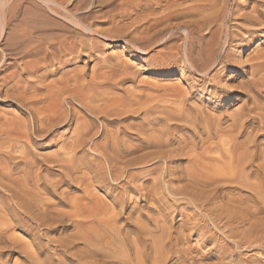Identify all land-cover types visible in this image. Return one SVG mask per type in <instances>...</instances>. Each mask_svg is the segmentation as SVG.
<instances>
[{"label": "bare ground", "instance_id": "obj_1", "mask_svg": "<svg viewBox=\"0 0 264 264\" xmlns=\"http://www.w3.org/2000/svg\"><path fill=\"white\" fill-rule=\"evenodd\" d=\"M95 1L98 2V0ZM112 3L113 0H109L108 4ZM131 4L142 7L141 10L138 7V10L142 11L144 15L137 14L136 16L142 17V20H145L144 23L148 25L147 30L150 29L147 31L144 26L140 35L145 33L142 32L143 30L147 31L146 33L151 30L154 33V29L157 31L155 30L154 34L151 33L152 37L145 33L149 36L147 46L146 43L143 46H137L136 42L128 41L131 38L126 40L127 43L137 47L141 54H145L147 49L157 42L163 41L168 34H170L168 41L182 40L184 45H176L168 58L162 54L163 57H166L162 67L164 69L172 66L177 67L178 63V68L186 76H199L201 78L199 82L203 83L202 87L203 85L214 86V98H217L221 93L231 92L227 95L228 103L242 102L241 106L231 114L219 113L214 116L213 113L211 115L201 109L202 107L198 108L199 104L191 102V92L187 94L183 90L178 92L180 90L177 89L179 95H177L178 98L175 97L178 100L175 97L171 98L175 105L170 103L172 102L170 98H168L169 101H166L174 108L178 105L177 108L174 109L170 105L173 112L165 109L164 115H160L161 118L153 119L154 109L152 106L155 104L152 105V102H155L159 97L151 98L153 101L147 96L152 101V106L146 97L149 104H143L146 102L144 100L143 103L138 104L140 108L137 109L136 103L134 107L130 106L131 103H134L130 100L131 103L127 106L140 110L136 111L131 108V112L142 113V108L145 109V105H150L152 108L148 106L147 108L153 110L152 115L149 110L150 115L144 112V123L138 124L137 128H134V124L124 126L125 122L122 125V121L119 120L117 131L110 134V131L104 129L102 134L104 144L99 143L98 139L96 142L94 137L99 133L95 134L96 131L93 129L96 124L95 120L90 119L89 121L87 117L80 116L81 114L77 108L75 109L73 103H65L64 96L70 94L71 98L77 101L91 116L103 114L104 111V114L110 119L111 117L120 119L127 114L126 112L130 108L125 106L126 111H124L125 108H122L129 102L123 104L120 101L123 105H121L122 110L115 109L119 101H116L115 104L113 99L107 100H113L114 109H108L109 102H107L108 107L103 105L107 108L102 106V108L100 107L102 110H100L97 107L102 104H96L95 98L92 100L96 105L91 102L92 100L88 101L89 104L84 103L87 100L84 99L85 96L94 93L89 88L90 93L87 89H85L87 90L85 95L80 92L82 88H78L81 85L78 80L83 75H80L82 72L80 74L78 72L76 74L79 75L78 79L77 76L72 78L71 75L76 73L75 69H69L75 70L73 74L71 71L67 73L70 74V76L68 74L69 78L76 80L71 78L64 80L66 75L63 79L59 78L60 81L57 82L53 78L54 83H51L50 79L49 83L52 85L46 83V76L49 75L48 67L71 64L77 59L75 54L78 55V48H85L89 45L85 43L89 34L100 36L108 41L114 39L116 41V37L108 36L110 33H106V29L102 30L98 25L95 27V24L99 22L96 21L98 15L96 14V16L93 12V1L87 8H84L78 0H0V95L5 96L3 99L19 103L18 106L25 109L31 116L24 118L23 115H13L9 119L0 117V262L5 257L4 264H10L14 255L25 258V263L18 262V258H16L15 262L12 261L13 264H200L202 262L196 260V256L194 257L192 254L195 249H191V238L197 237L201 245L212 243L216 249L214 251L224 255L227 249L230 250L231 247L233 249V244L231 246L230 243H235L234 246L238 248L242 244L257 243V246L258 242L264 240V215H262L264 213V46L262 45L261 49L256 50L253 56L251 55V59L246 61L247 64L242 65L246 69H244L245 77L241 76L242 80L236 91L232 90V86H230L231 89L225 84L221 87L222 83L218 81V78L224 80L223 76H219V71H224L230 66H237L238 61L232 52L235 45L249 46L257 39L264 42V0H238L234 6L231 5V0H177V2L174 0H123L118 5L119 16L127 19L125 17L129 15L127 11L131 9ZM162 7H164V11L161 9ZM110 8L113 7L110 6ZM106 10L109 11V9ZM157 10L163 12L157 14ZM113 11L111 10V12ZM103 14L101 16L105 17L106 15ZM98 18L100 19V16ZM183 18H187L188 21H179ZM103 19L108 21L109 18ZM128 19H131V16ZM135 19L137 20L132 19L131 21H138V18ZM171 21L179 23L170 24ZM115 22L116 28L123 24L122 22L117 25L118 19L112 23ZM132 22H129L127 26ZM138 23L137 26L143 22ZM110 26L112 25L110 24ZM115 26L113 27L115 28ZM129 26L131 27V25ZM132 26L134 28L135 25L132 24ZM161 26L164 27L159 29ZM119 27L115 28L116 32ZM131 28L127 29L130 31ZM107 30L110 32L111 29ZM115 31L112 33H116ZM123 31L119 34L124 33ZM138 31L137 34L140 33ZM125 33L127 35L129 32ZM130 36L132 37V35ZM134 36L139 35L135 34ZM134 39L136 40V38ZM144 39L142 38V40ZM89 43L91 44V42ZM161 44L164 43L161 42ZM157 46L160 45L157 44ZM87 53L89 54V51ZM67 56L68 58H66ZM28 58H31L32 61L26 60L22 65L19 63L20 60ZM158 65L160 67L161 64L158 63ZM63 70L60 69L61 72ZM60 71L59 73H61ZM119 71L121 72V70ZM65 74L66 72H63V75ZM104 74L100 75L101 77L97 78V81L104 78ZM113 75L108 78L113 79ZM119 75L127 77L126 71ZM30 76H36L35 81L32 77V80L29 79ZM107 76L104 79L107 80ZM92 78L96 79V77ZM116 78L115 82L118 80L117 84H121L120 79ZM112 79L107 80L106 83L108 84ZM79 81H82V78ZM112 82L114 83V81ZM82 83L84 84V82ZM107 84L105 85L108 86ZM193 84L195 85H192V92L200 86L197 82ZM99 86L97 87L99 88ZM116 86L118 87L115 83ZM101 89L103 88L100 87L98 91L100 92ZM103 90L105 91V88ZM125 91L127 94L131 93V91ZM116 93L118 94V92ZM173 93L174 91H172V95L178 94ZM169 94L165 93L166 97H169ZM108 95L107 93L105 96L108 98L117 97V95ZM134 95L132 92L133 99L140 97L137 94L133 97ZM97 96L95 94L94 97ZM87 97L88 100L91 98ZM118 97L117 100H119ZM124 97L125 95L121 99L126 100L127 96ZM166 97L164 98L167 99ZM66 98V101L70 100L68 97ZM128 98L131 99L130 96ZM162 100L159 103L164 102V107H168V104ZM142 104L144 107H141ZM131 112L128 113L131 114ZM159 112L161 114L164 109L163 111L160 109ZM105 121L112 122V120ZM74 124L73 142L67 143V145L61 144L62 146L59 144L60 152H54L57 154L55 158L51 156L53 160L49 159L50 156L48 158L43 155L49 160V163L52 162L60 168L58 169L60 173L52 179L50 176L52 174L51 167L42 169L41 162L35 157H31L33 153L30 154V149L33 150V148H30L32 146L30 144L34 142L36 144L39 142L40 144L44 142L57 143L56 138L61 135L60 129L64 127L72 129ZM131 130H135V133L130 132ZM134 137L136 144L131 141V138ZM62 142L67 141L62 139ZM89 145H92L90 151L93 152L91 153L98 154L96 161H99V164L97 162L93 165L76 160V155L79 153L77 151ZM38 147L40 148V146ZM40 156L42 157V155ZM39 159L44 160L43 157H39ZM52 163L49 166H52ZM179 163H186V166L184 168L173 167ZM131 168H140L146 173L161 172L156 174L158 177L160 175L159 178L155 177L158 180L154 178L151 180L155 182L154 189L151 190L152 186L149 188L150 184H147L149 189H139L141 187L139 183L140 187H135L138 185L134 186L133 171H129ZM44 172L45 174H43ZM123 182L125 183L123 184ZM161 183L164 184V187ZM60 186H67L71 190H80L82 195H77L75 192L74 196L68 191L65 192L67 188L61 192ZM94 186L106 191L112 198V203L107 204L108 200L104 199L105 203L100 200L99 191L95 195L96 187L94 188L96 192L92 190ZM161 188L165 191L159 192ZM119 189L121 191L117 192L118 194L116 193L115 196L110 193V190L114 192ZM129 192L140 196L138 198L146 203L145 206L143 205L146 211L141 208L138 212L136 211L139 208L138 201V205L136 203L132 205V211L128 210V206L132 204L131 199L126 197ZM245 192L250 194L245 196ZM174 196L175 198L180 197L184 201V203L181 202L184 205L183 209L178 212L182 222L179 226L174 224L175 221L173 217L171 218L172 210H176L172 206L174 203L170 202V209L164 208V204L169 202V197L174 198ZM190 209L192 212L187 211ZM135 211L138 213L136 217H134L137 214ZM127 213L129 215L125 217ZM176 214L177 211L174 212V215ZM34 225L36 228L33 227ZM15 229H24L32 239L30 242L27 240L29 245H25L26 242L21 243L25 240L20 241L21 237L15 236L16 233L13 232ZM53 232L63 234V236L58 235L61 238L56 236V238L58 237L56 240L52 236V240L49 242L54 244V248L48 249L49 245L47 243L43 245L42 239L49 238L48 235ZM234 239L238 241L234 242ZM226 240H230V242ZM44 242L46 241L44 240ZM200 244L195 245L199 247ZM245 248L240 249L244 251ZM199 251L201 253V250ZM233 251L235 252V250ZM203 255L201 254V256ZM227 256L229 255L227 254ZM240 257L242 258V256ZM221 258L224 259L222 255ZM230 258L229 260L225 259L228 262L231 260ZM251 258L253 259L252 256ZM175 259V263H172ZM217 261L220 262L221 259ZM223 261L221 264H228ZM231 263L235 264L233 261ZM245 264L247 263L245 262Z\"/></svg>", "mask_w": 264, "mask_h": 264}, {"label": "rangeland", "instance_id": "obj_2", "mask_svg": "<svg viewBox=\"0 0 264 264\" xmlns=\"http://www.w3.org/2000/svg\"><path fill=\"white\" fill-rule=\"evenodd\" d=\"M79 1V3L81 4V6L83 7L84 6V8H87V6L88 5H90V3H92V1H93V3H94V5H93V12H94V14L96 15H98V16H100V19L98 18V16L96 17L97 19H96V21L97 22H99V23H97V24H95V27L98 25V27L99 28H101L102 30L104 29H106V33H110L108 36H114V37H116V41H115V39L114 40H106V39H103L102 37H100V36H93L92 34H89L87 37H86V40H85V43H87V44H89V45H87L85 48H78L79 50L77 51V52H79L78 53V55H76L75 54V58H77V59H75L71 64H67V65H57L56 67L54 66H52V67H48V69H47V71H48V74L49 75H47L46 77H47V81H46V83L48 82L49 83V80H50V82L52 83L54 80H52L53 78L56 80V82L59 80V78H62L63 79V77L65 78L66 77V75H67V77L64 79V80H70V78L72 77H74V76H77L76 74L79 72V74H80V72H82V74H80V75H83L82 77H80V79L79 80H81V78H82V81H79L78 80V82H81L80 84L82 85H80V86H78V88H82L81 90H80V92L82 93H84V95H85V91H87L88 90V92H89V89L94 93V94H87V96H89V100H88V97L87 96H85V98L84 99H87V100H85V101H87V102H85L84 101V103H88V101L90 102L92 99H94V102H96V104H102V105H99V107H97V108H99L100 110H102L101 108H102V106L103 105H106V103L107 102H109L108 104V106L110 107H108L107 105V107H108V109H114L113 108V100L115 101V104H116V101H119V104H116L117 106L119 105V107H117L116 106V108L115 109H120V110H122V109H124L125 108V106H126V108L128 107L127 106V104H130L132 101L134 102L133 104L131 103L130 104V106H132L133 105V107H134V104L136 103L137 105H135L136 106V109L140 106V105H138V104H141V103H143L144 102V100L146 101V97L148 96L150 99L151 98H156V97H159V98H162V99H164V100H162V99H160L159 100V98L158 99H156V101L155 102H152V101H150V99L147 97V100L149 99V101H150V105H151V102L153 103L152 105H156V103H157V105L155 106H152L153 107V109H154V112L159 108V110L161 109V111H163V109H164V112H161V114H160V112H159V110H157L158 112L155 114L154 112H152L153 110L151 109V110H149L150 108H152L150 105L148 106V105H145L146 106V110L144 109V108H142V110H141V112L142 113H140V112H137L136 113V111H140V110H136V109H134V108H132V109H134V110H136L135 112H131L132 110H131V108H130V106L128 107V108H130V110H127L126 108H125V110L124 111H128V112H131V114H129L128 112H126L127 114H125L124 116H122V117H120V119L119 118H115L114 117V119H112L113 117H111V119L108 117V116H106L104 113V111H103V114L101 113V114H97V115H92L91 116V114H89L87 111H85V109L83 108V107H81V105L77 102V101H75L73 98H71V96H70V94L68 95V94H66V96H64V98L67 100V98L66 97H68V99H70L69 101H71V102H69V101H66L65 100V103H73V105H74V107H75V109L77 108V111H79V113L81 114L80 116H84V118L85 117H87V119L90 121V119L92 120H95V125H94V128L93 129H95V134H97V133H99L97 136H95L96 137V139H95V137H94V141H96L97 139H98V142L99 143H102V144H104L105 143V141H103L102 140V134L104 133V129H106L107 131H110V134L112 133V132H115V131H117L118 130V128H119V126H117V124H118V121L119 120H121L122 122V125H124L123 123L125 122V125L124 126H132L133 124V126H134V128H137V126H139V125H142L143 123H144V112L145 113H148L149 114V112H148V110L150 111V114H151V112H152V114H154L152 117H154L153 119H155V118H161V116L162 115H164V113H165V109H167L166 111H168V110H172L171 112H173V106H172V104L173 105H175L174 104V100H172L171 98H174L175 96L177 97V95H179V93L178 92H181V90H183V91H185L187 94L189 93L190 94V92L192 93L191 94V96H192V99H191V102L193 103L194 102V104H199V105H201V106H199V105H197V107L199 108V107H202L201 109H204L205 111H207L209 114H211V115H213L214 114V116H215V114L216 115H218L219 113H229V114H231L233 111H235L236 109H238L240 106H241V103L242 102H237V103H233V104H231V103H228V96L227 95H229V94H231V92H227V93H221V94H219V96L217 97V98H214V96H213V93H214V91H215V87L214 86H212V85H207V86H204L203 85V87H204V89H203V87H202V82H199V79H201L199 76H192V75H185V74H183L181 71L182 70H180L179 68H178V63L176 64L177 65V67L176 66H172V67H168V68H163L162 67V65L164 64V59H166V57L168 58V55L170 54L171 55V52L173 51V48L176 46V45H184V43L182 42V40H180V41H168L167 39H168V37L170 36V34H168V35H166L165 36V38L163 39V41L161 40L160 42H157L156 44H154L153 46H151L149 49H147L148 51H146V53H148V54H141V52L138 50V48L137 47H134L132 44H130V43H127L126 42V40H128L129 38H131V39H129L128 41H133V42H136L137 43V46L138 45H142L143 46V44L144 43H146L145 45L147 46L149 43H148V39H149V36H153V35H151V33H153V31L151 30V32H149V33H146L147 31H150V29H148L147 30V26L148 25H146V23H144V19L142 20V17L140 18V17H137L136 15L138 14H142V15H144V13L142 12V11H140L141 10V8L142 7H140V5H135V4H131L132 6L130 7L129 5H127V7H130L129 9V11H130V13H129V11H127L128 12V16H126L125 18H129L130 16H131V19H128V21H127V19H124V17H122V16H119V14L118 13H120L119 12V9H118V5L123 1H121L120 2V0L118 1V0H113V3L111 4V5H109L108 3H109V0H98V2L97 1H95V0H78ZM131 1H134V0H131ZM136 1V0H135ZM175 2H177V0H174ZM238 0H231V5H235V2H237ZM89 2V3H88ZM101 2V3H100ZM119 2V3H118ZM97 3V4H96ZM99 4H102L103 5V7H102V5H99ZM117 6H116V5ZM113 5H115V6H113ZM135 5V6H134ZM110 6L111 7H113V8H110ZM126 7V8H127ZM134 7V9L136 8L137 10H134V9H132ZM138 7H140V10H138ZM116 8H117V11H115L116 10ZM164 7H162L161 9H163ZM106 9H109V11H107ZM128 9V8H127ZM111 10L113 11V12H111ZM131 10H132V12L133 13H135L134 15H133V13L131 14ZM105 11H107V12H105ZM140 11V12H139ZM163 11H164V9H163ZM162 10L161 11H158L157 10V14H158V12H159V14H160V12H163ZM111 12V13H110ZM118 12V13H117ZM126 12V13H127ZM104 13V14H103ZM105 13H109V14H105ZM125 13V14H126ZM106 15L105 17H102L101 15ZM111 14V15H110ZM115 14V15H114ZM131 14V15H130ZM118 15V16H117ZM139 15V16H140ZM115 16H117V17H115ZM109 18V19H107V18ZM114 17V18H113ZM138 18V21H134V20H137V19H135V18ZM103 18H105V19H107L108 21H106V20H104ZM123 18V19H122ZM116 19H118V24L117 25H119L120 23L122 24V22H123V24H122V26L121 25H119V26H121V27H123L122 29H120L121 27H119V26H117V28L119 27V29H118V31L116 32L115 31V28H116V22L115 23H112V22H114V20H116ZM120 19H122V20H120ZM132 19H134L133 20V22L131 21ZM140 19V20H139ZM111 20V21H110ZM113 20V21H112ZM126 22H125V21ZM142 20V21H141ZM143 22V23H141V22ZM179 21H188V19L187 18H183L182 20H179ZM111 22V23H110ZM126 24H125V23ZM131 23L132 22V24L133 25H135L134 26V28H133V26H132V24H129V25H131V27L129 26H127V24L128 23ZM141 23L140 25H138L137 26V23ZM173 22H175V21H171L170 22V24H172ZM138 23V24H139ZM175 23H179L178 21H176ZM110 24L112 25V26H110ZM125 24V26H123ZM144 24V25H143ZM113 26H115V28L113 27ZM144 26H145V30H147V31H145V30H143L142 32H145L146 34H148L149 36H147L145 33H143V35H140V34H142L141 33V30L142 29H144ZM97 27V29H99ZM124 27H125V29H124ZM131 28L132 30H130L129 31V29H127V28ZM136 27V28H135ZM140 27V29H138ZM162 27H164V26H161L159 29H162ZM111 29L110 30V32H107L108 30L107 29ZM114 28V29H113ZM116 28V29H117ZM139 30L140 31V33H136L137 32V30ZM225 29H226V27H225ZM120 30H124L123 32L124 33H121V34H119L120 32H122V31H120ZM126 30H128V31H126ZM155 30L156 29H154V33H155ZM112 31H115L116 33H112ZM131 31H132V34H131ZM134 31V32H133ZM138 31V32H139ZM157 31V30H156ZM237 31V30H236ZM125 32H129V33H127V35H126V33ZM133 33H134V35L136 34V35H139V36H134L133 35ZM153 33V34H154ZM111 34H114V35H111ZM116 34V35H115ZM119 34V35H118ZM126 36V37H122V36H124V35ZM144 34H145V37H144ZM117 35H118V37H117ZM122 35V36H121ZM130 35H132V37L130 36ZM143 36V37H142ZM89 37H91V38H89ZM148 37V38H147ZM150 37V38H151ZM134 38H136V40L134 39ZM142 38L144 39V38H146L147 40H142ZM93 39V40H92ZM121 39V40H120ZM123 39V40H122ZM141 40V41H140ZM165 40V41H164ZM89 42H91V44L89 43ZM153 42V41H152ZM161 42L162 43H164V44H161ZM93 43V44H92ZM142 43V44H141ZM148 43V44H147ZM157 44H159L160 46H157ZM264 46V42L263 41H260V40H254L253 41V43L252 44H250L249 46H241V45H235V47H233V49H232V52L234 53V56H235V58H236V60L238 61V63H237V66L236 67H233V66H230L229 68H227V69H225L224 71L222 70V71H219L220 72V77H222L223 76V78H224V80L223 79H219L218 78V81H219V83H222L221 84V87H223V84H225L227 87H230V86H232V90H234V91H236V89H238V87H239V85H240V81L242 80V78L243 77H245V74H244V69L245 68H243V66L245 65V63L247 64V62L246 61H249V59H251V57L254 55L253 53H255V51L256 50H259V49H261V46ZM91 46V47H90ZM146 46H144L145 48H146ZM154 46H155V48H154ZM144 47H142L143 49H144ZM170 47V48H169ZM240 47V48H239ZM90 50H89V49ZM134 48V49H133ZM169 48V49H168ZM88 49V50H87ZM93 49V50H92ZM151 49H153V50H151ZM166 49H168V50H166ZM247 49V50H246ZM85 50H87V51H85ZM150 50V51H149ZM238 50V51H237ZM89 51V54L87 53ZM92 51V52H91ZM165 52V53H164ZM166 52H167V54H166ZM85 53V54H84ZM173 53V52H172ZM162 54H163V56H164V54H165V56L166 57H163L162 56ZM240 54V55H239ZM173 55V54H172ZM239 55V56H238ZM252 55V56H251ZM174 56V55H173ZM161 57V58H160ZM66 58H68V56L66 57ZM71 58V57H70ZM163 58V59H162ZM239 60H238V59ZM159 59V60H158ZM162 59V60H161ZM26 60H31L32 61V59L31 58H28V59H25V60H20V64L22 65L23 63H25L26 62ZM158 60V61H157ZM77 62V63H76ZM163 62V63H162ZM158 63L159 64H161L160 65V67H159V65H158ZM241 63V64H240ZM74 65V66H73ZM157 65V66H156ZM243 65V66H242ZM73 66V67H72ZM53 69V70H51V69ZM58 68H60V69H64L63 70V72L65 73L66 72V74L65 75H63V72H61L60 71V69H59V71L62 73H59V71H57V72H55V70H57ZM120 68V69H119ZM178 68V69H177ZM69 69H71V70H73V69H75L76 70V73H75V75H71V77L69 78L68 77V74L69 73H67V72H70L71 70H69ZM113 69V70H112ZM164 69V70H163ZM66 70V71H65ZM74 70V71H75ZM111 70V71H110ZM117 72H116V71ZM119 70H121V72L119 71ZM246 70V69H245ZM52 71V72H51ZM74 71H71L72 73L71 74H73L74 73ZM125 73V71H126V73H127V77H124V76H118V74L120 73H123V72ZM226 71V72H225ZM107 72V73H106ZM222 72V73H221ZM103 73H105V74H108V75H113V73H115L117 76H118V78H116L117 76L114 74L113 76L116 78V79H120L119 81H121V84L120 83H118L117 84V82H118V80H116L117 82H115V78L113 77V79L112 78H108V77H110V76H107V75H105L104 74V76H102V77H104V78H106V76H107V80L109 81V79H112V80H110L111 82H109L108 84L106 83V82H108L106 79H104V78H100V79H98L99 81H97V78H99V77H101L100 75H103ZM216 73V72H215ZM214 73V74H215ZM57 74H59L58 76H57ZM129 74V75H128ZM223 74V75H222ZM61 75H62V77H61ZM60 76V77H59ZM69 76H70V74H69ZM129 76V77H128ZM241 76H242V78H241ZM31 77L32 76H30L29 77V79H31ZM35 77L36 76H33L32 78H34V81H35ZM78 77H79V75L77 76V79H78ZM92 77H96V79L94 78H92ZM71 78V79H72ZM75 78V77H74ZM83 78H84V80H83ZM85 78H87V79H85ZM90 78H92V79H90ZM123 80H122V79ZM198 80H196V79ZM230 78H231V80H230ZM240 78V79H239ZM101 79H104V81L102 80L101 81ZM226 79V80H225ZM32 80V79H31ZM46 80V79H45ZM72 80H76V79H72ZM91 80V81H90ZM193 80V81H192ZM60 81V80H59ZM112 81H114V83L112 82ZM55 82V81H54ZM53 82V83H54ZM82 82H84V84L82 83ZM85 82H87V83H85ZM92 84H91V83ZM97 83V84H94V83ZM124 82V83H123ZM194 82H197L198 83V85H200L199 86V88L198 89H194L193 90V92H192V85H195V84H193ZM48 83H47V85H48ZM51 83H49V85H52ZM115 83H116V85H118V87L116 86L115 87ZM191 83V84H190ZM227 83H229V84H227ZM85 84H87V85H85ZM102 84V86H99V85H101ZM105 84H107L108 86H106ZM114 84V85H113ZM56 85V84H55ZM58 85H60V84H58ZM113 85V86H112ZM224 85V87H226ZM229 85V86H228ZM85 86H87V87H85ZM88 86H90V87H88ZM97 86H99V88L97 87ZM103 86H105V87H103ZM111 86V87H110ZM120 86V87H119ZM122 86V87H121ZM235 88H234V87ZM100 87L101 88H105V91L103 90V89H101V93L98 91L99 89H100ZM113 87V88H112ZM206 87V88H205ZM212 87V88H211ZM89 88V89H88ZM96 88H98V89H96ZM119 88V89H118ZM200 88H201V90H200ZM85 89H87V90H85ZM96 91H95V90ZM107 89V90H106ZM176 89V90H175ZM180 90V91H178V90ZM212 89V90H211ZM103 90V91H102ZM125 90H128V92H130L131 91V93H128L127 94V91H125ZM53 91V90H52ZM108 91V92H107ZM113 93H112V92ZM125 91V92H124ZM172 91H174V93L176 94V93H178V94H176V95H172L171 93H172ZM176 91V92H175ZM178 91V92H177ZM183 91H182V93H183ZM210 91V92H209ZM79 92V93H80ZM87 92V93H88ZM91 92V93H92ZM99 94H97V93ZM116 92H118V94H120V95H118ZM132 92H133V97H135L136 96V94L137 95H139V92H141V93H143L142 95H141V93H140V97H137V99H136V97L134 98L135 100H136V102H135V100L132 98ZM170 94H169V93ZM197 92V93H196ZM90 93V92H89ZM109 94L110 96L111 95H113V94H115V95H117V97L119 98V100H117V97H110V98H108L107 96H105L106 94ZM126 93V94H125ZM165 93H166V95H172L171 97L169 96H167L166 97V95H165ZM173 93V94H174ZM185 93V94H186ZM194 93V94H193ZM233 93V92H232ZM95 94H96V96L97 97H94L95 96ZM105 94V95H104ZM121 94H123V95H125V97L124 98H126V96H127V98H126V100L124 99H121L122 97H123V95H122V97L120 98V96H121ZM184 94V93H183ZM68 95V96H67ZM84 95H82L83 97H84ZM108 95V96H109ZM115 95H113V96H115ZM164 95V96H163ZM100 96V97H99ZM101 96H102V98H101ZM130 96V98L131 99H129L128 97ZM161 96H163V97H161ZM5 96H2V95H0V113H1V115H3V116H1L0 115V117L2 118V119H9L10 118V116H12L13 117V115L14 116H19V115H23V117L24 118H28V117H31L30 116V114H28L27 112H26V110L25 109H22L21 107H19L18 105H19V103H17L16 104V102H14V101H12V100H10V99H3ZM70 97V98H69ZM164 97H166L167 99H165ZM176 97H175V99H176ZM1 98H2V100H1ZM98 98H99V102H98ZM168 98H170L171 100H172V102H170V103H172V104H170L169 102L167 103L166 101L168 100ZM178 98V97H177ZM103 101H102V100ZM105 99V100H104ZM107 99H113V100H110V101H108ZM133 99V100H132ZM139 99V101H137ZM143 99V100H142ZM153 99H151V100H153ZM169 99V100H170ZM194 99V100H193ZM4 100V101H3ZM6 100V101H5ZM96 100V101H95ZM107 100V101H106ZM128 100V101H127ZM130 100H131V102H130ZM158 100H159V102L162 100V102L163 101H165L167 104H168V107H169V109H168V107L166 106L167 104L165 103V106H166V108L164 107V102L162 103V104H160L159 102H158ZM168 100V101H169ZM176 100H178V99H176ZM193 100V101H192ZM75 101V102H74ZM105 101V102H104ZM120 101L124 104V103H126V102H129V103H126L125 105H124V107L122 108L121 107V103H120ZM143 101V102H142ZM149 101H146L145 103H143V104H149V103H147V102H149ZM154 101V100H153ZM93 104H95L94 102H93V100L91 101ZM92 103H90V104H92ZM104 103V104H103ZM176 104H178L177 102H175ZM79 106H78V105ZM89 104V103H88ZM92 104V105H93ZM95 104V105H96ZM110 104H112V105H110ZM142 104V105H143ZM203 104V105H202ZM158 105H159V107H158ZM195 105V106H196ZM123 106V105H122ZM147 106L148 107H150V108H147ZM176 106H178V105H176ZM175 106V108H177ZM12 107V108H11ZM79 107V108H78ZM101 107V108H100ZM104 108H107V107H105V106H103ZM141 107H144V105L143 106H141ZM155 107V108H154ZM18 108V109H17ZM122 108V109H121ZM140 108V107H139ZM174 108V109H175ZM107 109V110H108ZM208 109V110H207ZM16 110V111H15ZM105 110V109H104ZM16 113H15V112ZM23 111V112H22ZM106 111V110H105ZM9 112H10V114H9ZM15 113V114H14ZM19 113V114H18ZM24 113H25V115H24ZM213 113V114H212ZM149 114V115H150ZM151 114V115H152ZM7 115V116H6ZM137 115V116H136ZM142 115V116H141ZM161 115V116H160ZM8 117V118H6V117ZM82 116V117H83ZM97 116V117H96ZM3 117H5V118H3ZM12 117H11V119H12ZM102 118V119H101ZM122 118V119H121ZM104 119V120H103ZM102 120V121H101ZM105 120H109V121H111L112 120V122H106ZM3 121V120H2ZM115 121V122H114ZM117 121V122H116ZM4 122V121H3ZM104 122H105V125H104ZM129 122H131L130 124H129ZM141 122V123H140ZM115 123V124H114ZM126 123H127V125H126ZM147 123V122H146ZM137 124V125H136ZM139 124V125H138ZM136 125V126H135ZM74 127H72V129L70 128V129H68L67 127H64V128H61L60 129V131H59V133L61 134L60 136H58L57 138H56V142L57 143H55V142H53L52 144H48V142L46 143V142H44V143H41L40 144V142L39 143H37L36 144V142H34V143H31L30 145H32L30 148H33V150L32 149H30V154L31 153H33V154H31V155H33V156H31V157H35L36 159H38L40 162H41V165L43 166V168L42 169H45V168H47V167H51L50 168V171L52 172V174L50 175L51 176V178L53 179L54 178V176L56 177V175L57 174H59L60 173V170H58V169H60L57 165H54V163H52V162H50L49 163V160L48 159H46V157H48V156H50V160L52 159V157L54 156V158H55V156H56V154L57 153H59L60 152V148H61V146L64 144V145H67V143L68 144H70V143H72L73 142V129L75 128V124L73 125ZM97 126V127H96ZM103 126V127H102ZM60 127V126H59ZM102 129H101V128ZM118 127V128H117ZM96 128H98V129H96ZM113 130H112V129ZM117 128V129H116ZM62 130V131H61ZM71 130H72V132H71ZM94 131V130H93ZM97 131H99V132H97ZM130 132H133V133H135V130H131ZM72 133V134H71ZM94 133V132H93ZM64 135H65V138H64ZM69 137H68V136ZM94 135V134H93ZM100 135V136H99ZM61 136H62V138H61ZM72 136V137H71ZM111 136V135H110ZM61 138V140H59ZM62 139L63 140H66L67 142H65V143H63L62 142ZM68 139V140H67ZM132 140V142L134 143L135 142V144H136V138L134 137V138H131ZM59 140V141H58ZM70 140V142H68ZM97 142V141H96ZM55 143V144H54ZM40 144V145H39ZM59 144L61 145V146H59ZM45 145V146H44ZM48 145V146H47ZM51 145V146H50ZM34 146V147H33ZM36 146V147H35ZM38 146H40V148L38 147ZM58 146V147H57ZM90 146V147H89ZM89 146H87V147H82L81 148V150L79 149V151H77V152H79V153H77V155H76V160L78 161V162H82V163H92L93 165H95V164H97V162H98V164H99V161H96V159H97V157H98V154L97 155H95V153H91V152H93V151H90L91 149V146L92 145H89ZM88 147H89V150H88ZM51 148V149H50ZM83 148H85V149H83ZM55 149V150H54ZM57 149V150H56ZM82 149H83V151H82ZM35 150H36V152H35ZM85 150H87V151H85ZM85 151V152H84ZM54 152H57V153H54ZM82 152V153H81ZM50 153L52 154L53 153V155H50ZM55 154V155H54ZM84 154V155H83ZM34 155H36V156H34ZM39 155V156H38ZM40 155H42V157H43V159L44 160H42V159H39V157L40 158H42ZM43 155H45V156H43ZM52 156V157H51ZM78 156H80V157H78ZM88 156H89V158H88ZM97 156V157H96ZM38 157V158H37ZM45 157V158H44ZM85 157H87V158H85ZM135 157V156H134ZM78 158V159H77ZM93 158V159H92ZM94 158H95V160H94ZM83 159V160H82ZM47 160V161H46ZM53 160V159H52ZM96 161V162H95ZM43 162H45V163H47V164H45V163H43ZM52 163V166H49V164H51ZM48 165V166H47ZM174 165V164H173ZM173 165H171V166H173ZM182 167V168H184L185 166H186V163H179V164H175L173 167ZM54 167H55V169H57V170H55L54 169ZM130 170H132V171H130ZM140 170V171H139ZM129 171L130 172H132L133 173V176H134V186L135 185H138V183H139V185L141 184V187L138 185V186H135V187H137V188H139V189H143V188H148V186H147V184L149 185V188L151 187V190H153L154 188H153V186L155 185V182H153V181H151L152 180V178H154L155 180H158V178L160 177V175H159V177L156 175L157 173H161V172H154V171H151V172H143L140 168H137V169H135V168H131V169H129ZM135 171V172H134ZM138 172V173H137ZM43 174H45V172L43 173ZM154 175H156V176H154ZM153 176V177H152ZM143 177H144V179H143ZM155 177H158L157 179L155 178ZM150 180V181H149ZM137 182V184H136V182ZM140 181V182H139ZM147 181V182H146ZM144 182V183H143ZM125 182H123V184H124ZM133 183H132V185H133ZM151 183H153V184H151ZM122 184V185H123ZM144 184V185H143ZM145 184H146V186H145ZM162 184V183H161ZM122 185H120V186H122ZM143 186V187H142ZM162 186L164 187V184H162ZM96 187V189H94ZM67 188L68 189V187L67 186H60V191L62 192V191H65V189ZM148 188V189H149ZM62 189V190H61ZM66 189V191L65 192H67L68 191V193H71L72 195H74L75 196V194L77 193V195H82V192L79 190H71V189H68L67 190ZM92 190H96L94 193H95V195L98 193V191H99V193H98V195L100 194V200H108L109 201V203H107V204H111L112 203V198L111 197H109V195H108V193L106 192V191H104V190H102L101 188H99L98 186H94L93 187V189ZM108 191H109V189H108ZM121 190L119 189L118 191H115L114 190V192L113 191H111L110 190V193L113 195V196H115V195H117L119 192H120ZM162 191H165V189H162L161 188V190L159 191V192H162ZM73 192V193H72ZM76 192V193H75ZM118 192V193H117ZM117 193V194H116ZM167 193V192H166ZM127 194H129V195H127ZM126 194V197L128 196V198L129 199H131V202H132V204L131 205H129L128 207V210L129 211H132L133 209V206L132 205H135L134 203H136V205H138L139 206V208H138V210H136L137 212L139 211V210H143L144 209V211H146L145 210V208H144V206H145V202H142V200H140L139 198H140V196H138V195H136L135 193H133V192H129V193H127ZM250 193H248V192H245L244 193V195L245 196H247V195H249ZM167 195H168V193H167ZM101 196H104V197H101ZM105 196H106V198H105ZM139 197V198H138ZM103 198V199H102ZM138 198V199H137ZM171 197H169V202L168 203H166V204H164V208H168V209H170L171 208V205H170V202H171V204H173L172 206L174 207V209H176V210H172L173 212V215L171 216V218L173 217V220L175 221L174 222V224H177V226H179L180 224H182V222L180 221V215H178V212L180 211V210H182L183 209V207H184V205H182L183 203H184V201L182 200V198L180 199V197H176V198H178V199H176L175 198V196H174V198H171ZM110 199V200H109ZM135 200H136V202H135ZM172 200H174V202H172ZM178 200V201H177ZM180 200V201H179ZM137 201H138V204H137ZM104 202V201H103ZM107 202V201H106ZM181 202H183V203H181ZM105 203V202H104ZM142 203V204H141ZM144 203V204H143ZM178 203V204H177ZM179 203H180V205H179ZM144 205V206H143ZM143 206V207H142ZM135 207V206H134ZM141 208V209H140ZM135 211V212H136ZM175 211H177V216L176 215H174V212ZM188 212L189 211H191L192 212V210L190 209V210H187ZM136 212V213H137ZM187 213V212H186ZM127 215H129L128 213L126 214V216L125 217H128ZM138 215V213L137 214H135L134 215V217H136ZM262 215H264V213L262 214ZM174 216H175V218H174ZM263 217V216H262ZM260 224V223H259ZM34 228H36V225H34L33 226ZM42 229V228H41ZM260 229V228H259ZM260 230H262V229H260ZM264 230V229H263ZM13 232H15L16 234H15V236L18 238V237H21V240L20 241H22V239L23 240H25V241H23V242H21L22 244L24 243V242H26L25 243V245L26 244H28L29 245V242L30 241H32V239H31V237L30 236H28L26 233H25V231H24V229H15V230H13ZM12 232V233H13ZM14 234V233H13ZM52 234V235H51ZM58 235H60V236H63V234L61 235L60 233L58 234L57 232H53V233H50L49 235H48V237L49 238H43L46 242H44V240L42 239V244L43 245H46V243L50 246H48L47 248L49 249H53L54 248V244L53 243H51V242H49V240L51 241L52 240V236H53V238L56 240V239H58ZM51 236V237H50ZM56 236H58L57 238H56ZM221 237H223V236H221ZM59 238H61V237H59ZM53 239V240H54ZM238 239V238H237ZM237 239H234L233 241L235 242V241H238ZM27 240H29V242L27 241ZM194 240V241H193ZM48 241V242H47ZM191 241H192V243H190V246H191V249L193 248V249H195V251L193 250V252H192V254L194 255V257H195V259L196 260H199V261H201L202 263H200V264H215V262H216V264H218V263H220L221 264V262L223 261V262H227V260H229V258H230V255H231V260L230 261H228L227 263L228 264H232L231 262L233 261V263H235V264H245V262L247 263V264H264V248H263V246H264V240H263V242L261 243H259L258 242V245L256 246V244L257 243H253V244H255V245H253V244H242V245H240L238 248L236 247V246H234V244L235 243H230V245L232 246V244H233V249H232V247H231V249L229 250V249H227V250H229L228 252H227V250L225 251V255L224 254H222V253H220V254H218L216 251H214V250H216L215 249V247L213 246V244L211 243H206L205 245H201L200 243H199V239L197 238V237H195V238H191ZM226 241H229L230 242V240H226ZM28 242V243H27ZM194 244V245H193ZM195 244H197V245H199L200 244V246L198 247L197 245H195ZM214 247H212V246ZM230 245H229V247H230ZM193 246H195V247H198V248H195V247H193ZM247 246V247H246ZM246 247V248H245ZM258 247V248H257ZM190 248V247H189ZM238 249V250H236V249ZM243 250V248H245L244 249V251H242L241 249ZM255 248V249H254ZM261 248V249H260ZM203 249H204V251H203ZM250 249H251V251H250ZM253 249V250H252ZM199 250H201V253H200V251ZM213 250V251H212ZM233 250H235V252L233 251ZM260 250V251H259ZM197 251H199V252H197ZM236 251H237V253H236ZM247 251H249V252H247ZM256 251V252H255ZM242 252H243V254H242ZM261 252V254L259 255V253ZM205 253H206V255H205ZM212 253V254H211ZM247 253V254H246ZM258 253V254H257ZM195 254H197V255H195ZM201 254L203 255V256H201ZM229 255V256H227L226 257V255ZM192 255V256H193ZM212 255V256H211ZM221 255L224 257V259L222 260V258H221ZM246 255H248V256H245ZM255 255V256H254ZM198 256H200L199 258H198ZM240 256H242V258L240 257ZM251 256L253 257V259L251 258ZM257 256V257H256ZM216 257V258H215ZM237 257V258H236ZM239 257V258H238ZM16 258H18V262L19 261H22V263H25V258H22V257H20L19 255H14L13 256V258H12V260H11V263L10 264H13L15 261L14 260H16ZM200 258H202V259H200ZM204 258V259H203ZM221 259V261L219 262V261H217V260H219V259ZM227 260H226V259ZM250 258H251V260H250ZM258 258V259H257ZM4 259H6L5 257L2 259V261L4 260ZM233 259V260H232ZM244 259H245V261H244ZM249 259V260H248ZM237 260H238V262H237ZM0 262V264H4V262L6 261V260H4L3 262ZM12 261H14V262H12ZM175 261H176V259L174 260V262H172V263H175ZM209 261V263H207ZM251 261V262H250ZM218 262V263H217ZM254 262V263H253ZM21 263V262H20ZM223 264V263H222Z\"/></svg>", "mask_w": 264, "mask_h": 264}]
</instances>
